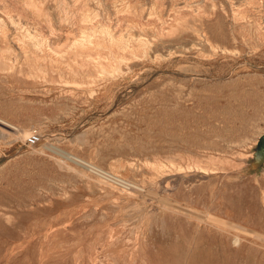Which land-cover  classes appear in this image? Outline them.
Returning a JSON list of instances; mask_svg holds the SVG:
<instances>
[{"label":"rangeland","instance_id":"obj_1","mask_svg":"<svg viewBox=\"0 0 264 264\" xmlns=\"http://www.w3.org/2000/svg\"><path fill=\"white\" fill-rule=\"evenodd\" d=\"M39 1L55 36L118 30L95 59L120 72L86 66L67 86L66 68L51 83L0 71V264H264V0H65L64 22Z\"/></svg>","mask_w":264,"mask_h":264},{"label":"bare ground","instance_id":"obj_2","mask_svg":"<svg viewBox=\"0 0 264 264\" xmlns=\"http://www.w3.org/2000/svg\"><path fill=\"white\" fill-rule=\"evenodd\" d=\"M19 2L22 4L21 9L14 8L12 6V4H10L9 2H7L5 0H0V71H3L4 73H7V74H11L12 76L16 77L17 79L19 78V80L24 79L25 81H30L27 79H32L34 81H38L41 83H48V82L51 83V81H52L51 80V73L54 71H57V72L62 71V69H59L60 67L66 68V70L69 73V78L64 77V74H65L64 72L59 73V76L61 78L59 80V84L61 82V83H64L63 85L86 83V82H83L84 78L92 76V74H90L88 72H86V75H85L86 70H84V69L86 66L91 67L93 69V71H95L97 74L98 73L104 74L107 77H110V76L112 77L113 75H115L116 72H118V71L120 72V66H119L120 63H119V65L117 63H115V62H117V60H116L117 58H115L113 55L110 56L108 63H104L100 60L95 59V54H99V51L102 48H105V46H107V45L110 46V44L114 43L115 41L116 42L122 41V35L120 34V32L118 30H116V29L112 30V28L106 27V29L104 31H102V33L105 32V35H106L105 39H98L97 37H93L92 34L88 35V36H83L80 38L76 34L71 35L72 33H75L73 30L66 31V32H68L67 34L65 32L64 34L62 33V34H58V36H55L54 35L55 30H54L53 26H51V20H52L51 15L53 13L50 14L49 10L45 9V7H44L45 2L39 1V0H20ZM75 2H76V0H75ZM7 3H9V4H7ZM57 3H58V9L61 11V16H60L61 18L60 19L63 20V22L64 21H71V20L75 19V17L69 16L68 11L66 10L67 2L65 0H58ZM76 3H78V2H76ZM16 4H18V3H16ZM76 7H78V6H76ZM82 8H84V7L82 6ZM54 9H56V8H54ZM53 15H55V14H53ZM59 15H57V16H59ZM55 16H53V17H55ZM88 16L89 15L85 16V20ZM43 18H44L45 22L48 24L47 25L49 27L48 31H45V30L39 29V28L33 29L32 27H29V25L31 24L30 20L33 19L34 21L38 20L37 22H40ZM77 18H76V20H77ZM89 22H91V21H89ZM41 24H42V22H40V25ZM70 24H72V23H70ZM35 25H37V24H35ZM34 28H35V26H34ZM43 28H45V27H43ZM81 28H82V26H81ZM94 29H95V27H94ZM76 32H78V31H76ZM99 34L100 33L98 32V35ZM95 35H97V34H95ZM62 36H65V39H67V43L65 45L62 44ZM70 42H72V43L69 44ZM67 44H69V45L66 47ZM142 46H144V45H142ZM143 53H145V52H143ZM102 59H103V57H102ZM81 71H84V74H81ZM3 80H4V78H3ZM1 85H2V83H1ZM76 86H78V85H76ZM0 120H1V118H0ZM8 123H10V122H8ZM7 125H9V124H7ZM3 129H4V127H3ZM8 131H10V130H8ZM261 131H262V129L260 130V132ZM11 132H13V131H11ZM7 133H9V132H7ZM249 135H251V134H249ZM246 144H248V143H246ZM69 157H71V156H69ZM51 159H52V157H51ZM210 160H214V158L211 157V159H209L208 161H210ZM145 161H146V164H149V162H151L150 160H145ZM221 161H222V159H221ZM63 162H65V161L63 160ZM153 162H154L153 167L158 172H160L162 175H165V173H168V172L182 173L184 171V167L182 165H179V164L172 162V161L170 162L169 165H166V164L162 163V161H157V160L153 161ZM234 163H236V162H234ZM235 165H237V164H235ZM130 166H131V168L132 167L135 168L136 164L131 163ZM139 166L141 167V165H139ZM209 167L202 165V163H200L198 161H193L187 165V169L189 171L195 169V170H201L205 173L213 171V168H211V167L209 168ZM69 168H70V165H69ZM96 168H98V167H96ZM235 168H237V167H235ZM99 172H100V170H99ZM113 176L114 177H112V178L114 179V181L116 180V181L120 182L121 184L124 183L123 185H125L127 188H129L132 191L136 190V189H134V187L132 185H129L128 183L125 182L128 180L123 181L124 179L120 180L118 176H116V175H113ZM120 178H122V177H120ZM115 184H117V183H115ZM131 197H132V195H131ZM168 200L164 204L174 212H179L178 208H180L189 214H196V216L198 215V217L205 218L206 220L209 221V224L211 222L215 226H217L218 228H220V227L225 228V229H226V227L229 228L230 223L226 222L225 218L223 219L221 217L214 216L212 214L210 215L208 213L201 214L199 212H194L188 206L187 207L180 206V204H178L179 202L176 203V202H174V200H171V201H168ZM243 229H245V230H243L245 232H251L249 229H246V228H243ZM237 235H239V234H237Z\"/></svg>","mask_w":264,"mask_h":264}]
</instances>
